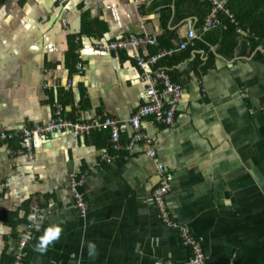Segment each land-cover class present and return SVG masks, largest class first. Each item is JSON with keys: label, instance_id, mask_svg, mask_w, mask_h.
I'll use <instances>...</instances> for the list:
<instances>
[{"label": "crops", "instance_id": "obj_1", "mask_svg": "<svg viewBox=\"0 0 264 264\" xmlns=\"http://www.w3.org/2000/svg\"><path fill=\"white\" fill-rule=\"evenodd\" d=\"M228 2L216 25L223 14L238 24ZM199 22L196 13L178 16L176 0L0 5V132L45 124L59 104L66 121L120 122L118 147L109 127L80 134L66 128L38 136L32 158L16 140L0 137V264H17L19 241L31 222L36 236L22 264H191L190 248L153 204L160 178L144 153L148 149L156 151L171 180V215L200 241L208 264H264V60L255 58L264 44L241 54L245 33L238 26L233 55L221 54L213 43L207 52L192 50L189 60L171 68L185 88L175 123L146 119L139 132L130 124L147 100L146 70L137 65V55H151L162 36L178 47L190 28L197 33L195 45L209 30ZM128 33L156 37L157 44L119 51L95 47L98 39ZM210 54L214 65L204 71ZM197 58L202 64L194 68ZM73 171L87 175L86 216L68 191ZM38 206L44 217L29 220ZM53 223L63 229L59 240L43 254L34 251ZM89 242L96 245L94 257Z\"/></svg>", "mask_w": 264, "mask_h": 264}, {"label": "built area", "instance_id": "obj_2", "mask_svg": "<svg viewBox=\"0 0 264 264\" xmlns=\"http://www.w3.org/2000/svg\"><path fill=\"white\" fill-rule=\"evenodd\" d=\"M71 0H57V3L64 5ZM212 3L210 15L207 18L204 26L208 30L219 23L218 13L219 9L223 7L227 0H209ZM68 12V9L66 13ZM65 25L68 26V18H64ZM197 33L194 29L190 28L188 30L187 39L179 44L178 47L173 48H160L156 54H151L148 56L137 55L136 63L141 69H145L146 72L143 75V80L147 85V100L144 104L140 105L136 112L132 115L130 119V124L134 128L135 132H139L142 129V123L146 119L151 120L156 124H164L167 126H172L175 123L177 110L180 102L185 94V88L181 83L174 82L170 71L165 66H160V61L168 56H173L176 51L181 49H186L189 46L194 45V39ZM156 37L149 35H137L134 33H128L122 37L116 39H110L104 41L101 39L97 40V49L101 51H119L124 49H129L131 47L138 46H148L156 45ZM80 70H82V64L79 65ZM57 110L54 117L47 123L42 125H36L33 127L23 126L22 128L15 131L0 132V137L4 140L16 139L19 141L21 147L20 152H26L29 158H32V151L34 144L31 140L36 139L38 136H48V134H54L57 131L68 129H75L77 134L90 132L96 128L109 127L112 130L113 141L116 146H119L120 139V122L116 119L106 117L105 120L95 119L92 123H74L71 121H66L63 117V105L59 104L56 106ZM140 139V136L137 135ZM30 140V141H29ZM149 150V157L155 162H160V158L157 157V153L154 149ZM147 150V151H148ZM161 168V172H164L163 164L158 165ZM87 175L79 174L74 178L73 190L77 193L78 199L73 202L74 207L79 208L84 214L88 213L90 210L89 199H84L83 195L78 193L77 185L80 181H85ZM2 187V186H0ZM171 184L167 178H162L160 184H158L154 190L156 203L160 204V211L165 221L169 224V227L177 228L182 236V240L185 245L190 247L192 252L191 264H208L207 254L200 243V241L191 234L190 228L182 222L176 220L172 215L168 207L166 195L171 191ZM38 207L32 209V216H35V220L39 217L34 214V210ZM41 209V208H40ZM44 214L40 216L43 218ZM33 220V221H35ZM36 236L35 225L33 222L26 226L23 231L21 239L19 241L18 248L22 245L29 244L32 239ZM30 241V242H29ZM20 250V248H19ZM26 254L19 252L16 256L17 264H22L26 258ZM156 264H171L170 261H161Z\"/></svg>", "mask_w": 264, "mask_h": 264}, {"label": "trees", "instance_id": "obj_3", "mask_svg": "<svg viewBox=\"0 0 264 264\" xmlns=\"http://www.w3.org/2000/svg\"><path fill=\"white\" fill-rule=\"evenodd\" d=\"M7 0H0V5L5 3ZM177 6V15L183 16L192 13H196L200 22L199 26H202L205 22V17L210 13L212 3L209 0H176ZM228 7L234 13L235 18L238 24H235L231 21L228 15H222V24L216 25L206 31L203 35V39H197L195 45L185 49L183 51H177L173 56H168L160 61V66H165L169 69L171 77L174 82H179L175 75V71L171 68L177 65L181 60H189L191 58L192 50L194 49H203L205 52L209 50L208 44H215L218 46L221 54H226L231 56L234 54L235 50L238 47V34L237 27H241L245 36L241 38V54H251L255 51L257 47H260L264 44V0H229ZM164 20L169 18V8H166L164 11ZM89 31V30H88ZM160 47L152 52L156 54L160 48H173L175 44L165 36H162L160 39ZM77 46L75 47V49ZM73 58L78 59V54L72 55ZM255 58H260L264 60V52L261 50L257 51ZM202 64V61L197 58L194 60L193 67H197ZM214 65V55L210 54V59L202 67L205 71L208 68L213 67ZM17 147L19 142L17 141ZM190 248V247H189ZM191 250V249H190ZM192 258V252H191Z\"/></svg>", "mask_w": 264, "mask_h": 264}, {"label": "rangeland", "instance_id": "obj_4", "mask_svg": "<svg viewBox=\"0 0 264 264\" xmlns=\"http://www.w3.org/2000/svg\"><path fill=\"white\" fill-rule=\"evenodd\" d=\"M80 65V64H79ZM82 68H83V65H82ZM37 138V137H36ZM13 140H16V139H13ZM13 140H11V141H13ZM137 140H139V138H133V142H135L136 143V141ZM16 141H18V140H16ZM30 141V140H29ZM35 141H36V139L34 140V139H32L31 140V142H32V144H34V147H35ZM19 142V141H18ZM19 146L21 147V145H20V143H19ZM20 147H19V149H20ZM145 153V155L146 156H148L149 157V155H150V153H149V150L148 151H145L144 152ZM151 158V157H150ZM155 163V165H156V170H157V176H158V178H160V180H162V178H167L168 180H169V182H170V184H171V180H170V178L167 176V171H166V169H165V166H164V172L162 173L161 172V168H160V166H158V165H160V164H163V162L161 161V159H160V162H154ZM80 174V172H77V171H73V172H71L70 173V175H69V184H68V191H69V193H70V195L72 196V201L73 202H76L77 201V199H78V195H77V193L76 192H74V190H73V183H74V178H75V176L76 175H79ZM84 186H85V181H80L79 180V183H78V185H77V189H78V193H80V194H82L83 195V197H84V199H87V197H88V193L86 192V189L84 190ZM171 188H172V184H171ZM154 190H155V188H154ZM154 190H153V194H152V199H153V201H154V206L156 207V209H157V211H158V213H160V215H161V220L166 224V225H169L166 221H165V219H164V217L162 216V214H161V211H160V204H158V203H156V199H155V194H154ZM169 193H170V190H169V192L167 193V195H166V199H167V197H168V195H169ZM168 203V202H167ZM78 210L80 211V213H82V215H84V216H86L88 213H86V214H84L79 208H78ZM34 214L36 215V216H38L39 218H40V216L41 215H43V212H41V209L40 208H37V210H34ZM172 227V226H171ZM173 228H175V227H173ZM175 229H177V228H175ZM178 230V229H177ZM178 232L180 233V231L178 230ZM192 234V233H191ZM180 237H181V240H182V236H181V233H180ZM183 241V240H182ZM30 242V241H29ZM184 243V242H183ZM28 244H26V245H24V246H20L19 248H20V251L21 252H23V253H25L26 254V256H27V254L29 253L28 252ZM158 262H161V261H158ZM191 262V261H190ZM157 263V262H156ZM155 263V264H156Z\"/></svg>", "mask_w": 264, "mask_h": 264}, {"label": "clouds", "instance_id": "obj_5", "mask_svg": "<svg viewBox=\"0 0 264 264\" xmlns=\"http://www.w3.org/2000/svg\"><path fill=\"white\" fill-rule=\"evenodd\" d=\"M225 204H230V201L225 200ZM29 220H35V216L30 215ZM39 228V225H37ZM62 227L59 224H51L43 230V234L39 237L38 243L34 247V251L41 254L45 253L49 246L58 241L62 234ZM89 256L94 257L96 255V245L94 242L88 243Z\"/></svg>", "mask_w": 264, "mask_h": 264}, {"label": "water", "instance_id": "obj_6", "mask_svg": "<svg viewBox=\"0 0 264 264\" xmlns=\"http://www.w3.org/2000/svg\"><path fill=\"white\" fill-rule=\"evenodd\" d=\"M260 49H264V47H263V46H261V47H260Z\"/></svg>", "mask_w": 264, "mask_h": 264}]
</instances>
